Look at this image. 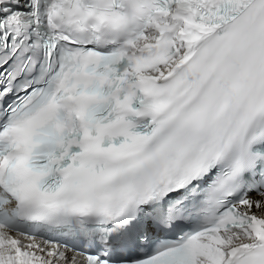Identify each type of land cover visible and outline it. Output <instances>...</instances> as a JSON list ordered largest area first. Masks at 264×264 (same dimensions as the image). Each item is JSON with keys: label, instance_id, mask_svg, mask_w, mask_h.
Listing matches in <instances>:
<instances>
[{"label": "snow or ice", "instance_id": "1", "mask_svg": "<svg viewBox=\"0 0 264 264\" xmlns=\"http://www.w3.org/2000/svg\"><path fill=\"white\" fill-rule=\"evenodd\" d=\"M0 264H264V0H0Z\"/></svg>", "mask_w": 264, "mask_h": 264}]
</instances>
